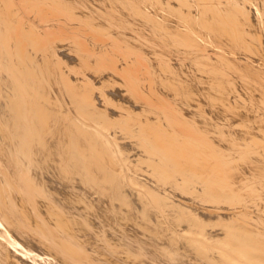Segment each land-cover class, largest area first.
<instances>
[{
  "label": "bare ground",
  "instance_id": "6f19581e",
  "mask_svg": "<svg viewBox=\"0 0 264 264\" xmlns=\"http://www.w3.org/2000/svg\"><path fill=\"white\" fill-rule=\"evenodd\" d=\"M0 264H264V0H0Z\"/></svg>",
  "mask_w": 264,
  "mask_h": 264
}]
</instances>
